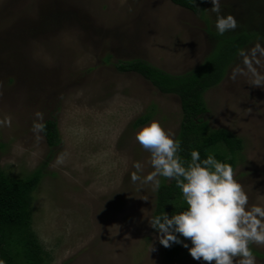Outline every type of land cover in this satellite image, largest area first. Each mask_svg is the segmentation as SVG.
Wrapping results in <instances>:
<instances>
[{
	"label": "rangeland",
	"instance_id": "374dc122",
	"mask_svg": "<svg viewBox=\"0 0 264 264\" xmlns=\"http://www.w3.org/2000/svg\"><path fill=\"white\" fill-rule=\"evenodd\" d=\"M197 3L198 12L172 0H0V169L23 178L44 168L32 228L47 264H207L188 249L165 257L149 223L158 188L146 180L151 153L135 139L152 121L176 139L181 100L115 66L142 59L178 74L202 63L219 34L211 0ZM221 11L237 19L228 33L255 36L207 91L206 118L242 138L234 178L248 207L264 206V87L251 84L244 62L264 77V0H221ZM146 113L151 119L133 128ZM51 119L62 137L54 148L41 130Z\"/></svg>",
	"mask_w": 264,
	"mask_h": 264
},
{
	"label": "trees",
	"instance_id": "16d2710c",
	"mask_svg": "<svg viewBox=\"0 0 264 264\" xmlns=\"http://www.w3.org/2000/svg\"><path fill=\"white\" fill-rule=\"evenodd\" d=\"M172 1L194 12L199 11L198 0ZM254 36L248 31L218 35L214 49L202 63L178 74L142 59L116 62L119 71L138 73L162 93L175 94L180 98L182 121L176 139L181 142L178 156L185 162V166L191 161V152L196 150L201 160L213 155L217 160L229 164L233 170L236 167L238 156L243 150V140L229 129L213 128L210 125L206 118L209 107L205 95L224 80L229 67ZM151 117V113H146L137 118L132 124L133 128L145 125ZM41 130L50 148L62 143L55 119L45 121ZM43 174L44 168L39 167L23 178H13L0 169V264H47L46 252L32 228L33 193ZM186 209L187 205L176 181L163 177L157 188L153 217L163 213L174 215ZM186 250L182 244L164 246L168 260L180 258ZM251 251L264 257V253Z\"/></svg>",
	"mask_w": 264,
	"mask_h": 264
},
{
	"label": "clouds",
	"instance_id": "9594fccd",
	"mask_svg": "<svg viewBox=\"0 0 264 264\" xmlns=\"http://www.w3.org/2000/svg\"><path fill=\"white\" fill-rule=\"evenodd\" d=\"M211 4V11L217 14L218 34L235 30L237 19L232 14H222L221 0H211ZM260 53L264 55V49ZM244 62L256 76L251 84L264 87V77L255 73L249 60ZM135 139L151 153L154 171L146 180L158 187L157 177L174 179L187 205L178 214L163 213L149 220L150 226L160 233V243L165 247L182 244L193 259L207 264H256L249 244L264 245V206L248 207V195L234 178L233 168L213 155L201 160L196 150L191 152V161L185 166L178 156L181 142L158 121L138 130ZM57 162L62 163L63 157Z\"/></svg>",
	"mask_w": 264,
	"mask_h": 264
}]
</instances>
